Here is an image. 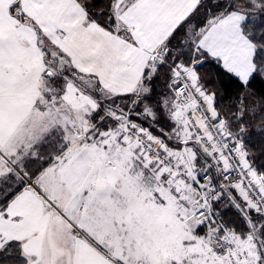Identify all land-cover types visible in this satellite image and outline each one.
<instances>
[{"label":"snow or ice","instance_id":"snow-or-ice-1","mask_svg":"<svg viewBox=\"0 0 264 264\" xmlns=\"http://www.w3.org/2000/svg\"><path fill=\"white\" fill-rule=\"evenodd\" d=\"M254 81L264 0H0V264H264Z\"/></svg>","mask_w":264,"mask_h":264},{"label":"trees","instance_id":"trees-1","mask_svg":"<svg viewBox=\"0 0 264 264\" xmlns=\"http://www.w3.org/2000/svg\"><path fill=\"white\" fill-rule=\"evenodd\" d=\"M220 87L225 91H232L235 88L234 81L227 75L221 74L220 77ZM252 87L257 90L264 89V82L254 81Z\"/></svg>","mask_w":264,"mask_h":264}]
</instances>
